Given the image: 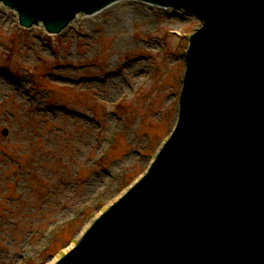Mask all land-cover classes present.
Returning a JSON list of instances; mask_svg holds the SVG:
<instances>
[{"label": "rangeland", "instance_id": "374dc122", "mask_svg": "<svg viewBox=\"0 0 264 264\" xmlns=\"http://www.w3.org/2000/svg\"><path fill=\"white\" fill-rule=\"evenodd\" d=\"M123 1L137 10L82 15L53 34L0 3V264L55 262L172 129L200 21Z\"/></svg>", "mask_w": 264, "mask_h": 264}, {"label": "water", "instance_id": "95a60500", "mask_svg": "<svg viewBox=\"0 0 264 264\" xmlns=\"http://www.w3.org/2000/svg\"><path fill=\"white\" fill-rule=\"evenodd\" d=\"M112 1L0 0L21 26L51 33ZM144 1L202 21L177 124L144 175L52 263L264 264V0Z\"/></svg>", "mask_w": 264, "mask_h": 264}, {"label": "bare ground", "instance_id": "6f19581e", "mask_svg": "<svg viewBox=\"0 0 264 264\" xmlns=\"http://www.w3.org/2000/svg\"><path fill=\"white\" fill-rule=\"evenodd\" d=\"M125 3V1H123V0H119V1H117V2H115V3H113V4H110V5H108L107 7H105L104 9H102V10H100V11H98V12H95V13H93V14H87V15H84V16H86V18H85V21H84V23H86V22H88V21H90V19H92V20H95L96 18V16L97 15H101V13H103V12H105V11H112V10H114V9H117V11L118 12H128V13H130V14H132V13H134V11L135 10H137L136 9V7L134 6L135 5V3L133 4V5H130V7L132 8V9H130V8H127V9H130L129 11L126 9V7H122L121 5H123ZM118 8H120V9H118ZM134 8V9H133ZM117 12V13H118ZM122 15H124L123 13H121ZM83 15V14H82ZM82 15L81 14H78L77 15V17L79 18V17H82ZM16 16V15H15ZM77 17L72 21V22H74L76 19H77ZM71 22V23H72ZM70 23V24H71ZM38 26H41L40 25V23L38 24ZM97 180H96V183H97V181L99 180V178H96Z\"/></svg>", "mask_w": 264, "mask_h": 264}]
</instances>
